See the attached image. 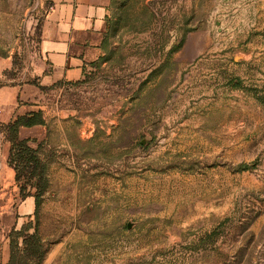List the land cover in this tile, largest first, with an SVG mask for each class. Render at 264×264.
<instances>
[{
    "label": "rangeland",
    "instance_id": "374dc122",
    "mask_svg": "<svg viewBox=\"0 0 264 264\" xmlns=\"http://www.w3.org/2000/svg\"><path fill=\"white\" fill-rule=\"evenodd\" d=\"M44 9L0 0V86L29 80ZM108 42L47 94L26 222L51 264H264V0H113ZM4 142L0 264L22 200Z\"/></svg>",
    "mask_w": 264,
    "mask_h": 264
},
{
    "label": "crops",
    "instance_id": "0c3cea01",
    "mask_svg": "<svg viewBox=\"0 0 264 264\" xmlns=\"http://www.w3.org/2000/svg\"><path fill=\"white\" fill-rule=\"evenodd\" d=\"M43 2L45 9L38 26L36 52L30 63L29 80L22 83L10 78L6 80L7 84L0 86V125L18 115L38 110L42 112L45 121L43 125L19 129V137L28 139V145L34 149L46 143L47 94L83 81L104 61L112 23L113 0ZM10 67L11 61L8 58H0V78ZM8 151L9 143L5 141L2 156L6 163ZM34 211V197L22 199L17 205L18 227L15 225V228L18 229L27 219L30 220ZM8 254L7 244L2 264L7 263ZM46 254L41 264H51L57 251H47Z\"/></svg>",
    "mask_w": 264,
    "mask_h": 264
},
{
    "label": "trees",
    "instance_id": "16d2710c",
    "mask_svg": "<svg viewBox=\"0 0 264 264\" xmlns=\"http://www.w3.org/2000/svg\"><path fill=\"white\" fill-rule=\"evenodd\" d=\"M178 46L172 48L175 49ZM45 123L40 110L16 116L6 124L0 125V132L9 143L7 164L12 169L14 181L19 186L21 199L34 197L35 211L40 205L41 196L45 193L48 181L46 176L47 163L40 156L39 148H31L29 140L19 137L21 127L29 128ZM30 229H33L30 232ZM8 238V260L6 264H41L47 247L40 237L37 228L31 222L21 225L18 229H10Z\"/></svg>",
    "mask_w": 264,
    "mask_h": 264
},
{
    "label": "water",
    "instance_id": "95a60500",
    "mask_svg": "<svg viewBox=\"0 0 264 264\" xmlns=\"http://www.w3.org/2000/svg\"><path fill=\"white\" fill-rule=\"evenodd\" d=\"M146 143V140H142L141 141V144H145ZM131 227V223H128L127 224V229H129Z\"/></svg>",
    "mask_w": 264,
    "mask_h": 264
},
{
    "label": "built area",
    "instance_id": "2783aa9c",
    "mask_svg": "<svg viewBox=\"0 0 264 264\" xmlns=\"http://www.w3.org/2000/svg\"><path fill=\"white\" fill-rule=\"evenodd\" d=\"M60 90H62V88H59Z\"/></svg>",
    "mask_w": 264,
    "mask_h": 264
}]
</instances>
